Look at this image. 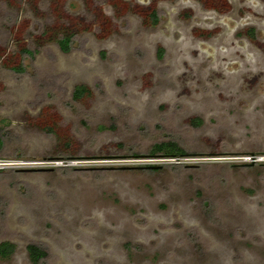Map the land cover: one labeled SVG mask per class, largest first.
Instances as JSON below:
<instances>
[{"label":"rangeland","instance_id":"374dc122","mask_svg":"<svg viewBox=\"0 0 264 264\" xmlns=\"http://www.w3.org/2000/svg\"><path fill=\"white\" fill-rule=\"evenodd\" d=\"M0 139V264H264V0H0Z\"/></svg>","mask_w":264,"mask_h":264},{"label":"trees","instance_id":"16d2710c","mask_svg":"<svg viewBox=\"0 0 264 264\" xmlns=\"http://www.w3.org/2000/svg\"><path fill=\"white\" fill-rule=\"evenodd\" d=\"M145 12L147 13V19H148L149 24L152 27H155L159 23V17L157 15V12L153 8H150V7L145 8ZM75 32H76L75 28L71 29L68 35H65L55 40L59 49L63 53H68L70 51L71 46H72V37ZM248 34H250L252 39L254 38L253 30H248ZM25 53L30 54V52L27 49L22 50V54H25ZM12 70L16 72H21L22 64L18 65L17 68H13ZM87 92L88 91L83 86L76 87L73 92V99L78 100ZM47 131L50 132L51 130L47 129ZM2 145L3 143L0 139V152L2 150ZM149 153L152 156H164V157H174V158L182 157L183 155H185L184 154L185 152L178 146V144L172 141L154 144ZM147 169H157V167L152 166ZM14 249H15L14 245L9 242L0 243V258L1 259L9 258V256L13 254ZM26 252H27L28 259L31 262V264H38L45 257V252L34 244L28 245L26 247Z\"/></svg>","mask_w":264,"mask_h":264},{"label":"built area","instance_id":"2783aa9c","mask_svg":"<svg viewBox=\"0 0 264 264\" xmlns=\"http://www.w3.org/2000/svg\"><path fill=\"white\" fill-rule=\"evenodd\" d=\"M178 159V158H176ZM255 159V158H252ZM255 162V161H253ZM26 163L20 161V160H4L0 159V171L1 170H15V169H21L26 167Z\"/></svg>","mask_w":264,"mask_h":264},{"label":"flooded vegetation","instance_id":"af4514ba","mask_svg":"<svg viewBox=\"0 0 264 264\" xmlns=\"http://www.w3.org/2000/svg\"><path fill=\"white\" fill-rule=\"evenodd\" d=\"M147 7H149V6H146L145 8H147Z\"/></svg>","mask_w":264,"mask_h":264}]
</instances>
